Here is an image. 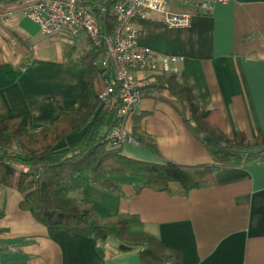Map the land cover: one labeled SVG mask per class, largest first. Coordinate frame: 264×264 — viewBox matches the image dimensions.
<instances>
[{"label": "crops", "instance_id": "1", "mask_svg": "<svg viewBox=\"0 0 264 264\" xmlns=\"http://www.w3.org/2000/svg\"><path fill=\"white\" fill-rule=\"evenodd\" d=\"M167 9L189 14V25L169 28L158 12H149L133 19L138 45L157 59L180 58L170 72L195 89L199 103L208 104L211 126L228 137L243 133L248 140L264 132V0L219 2L209 14H197L177 0H169ZM41 34L17 4L0 2V120L28 113L32 131L57 116L53 95L66 112L79 107L84 67L72 59L88 48L85 37L69 43L62 35H47L40 45ZM48 40L57 44L49 47ZM135 76L155 79V73L136 71ZM125 126L148 143L120 145L129 158L182 165L213 162L206 145L163 100L143 97ZM82 132L68 134L55 149L66 148ZM91 175L86 169L82 189L69 196L88 202L94 216L137 218L127 232L156 237L179 253L178 264H264V161L220 168L212 186L187 194L176 192L177 184L174 193L136 192L132 177L122 180L120 194L108 193L90 181ZM21 199L16 181L12 187L0 185V264H147L139 247L118 250L117 240L110 238L99 251L93 237L39 223L19 208Z\"/></svg>", "mask_w": 264, "mask_h": 264}, {"label": "trees", "instance_id": "2", "mask_svg": "<svg viewBox=\"0 0 264 264\" xmlns=\"http://www.w3.org/2000/svg\"><path fill=\"white\" fill-rule=\"evenodd\" d=\"M117 0H109V5ZM105 22L107 29L113 24L112 16ZM100 50L89 42L87 49L72 59L73 64L84 67L81 76L79 107L72 112L63 110L58 95L52 102L57 116L43 128L30 130L31 117L20 113L0 120V185L16 187L22 194L19 208L31 213L46 226H64L93 237L102 251L108 239L117 240L118 250L140 248L142 261L147 264L179 262V253L165 247L156 237L128 233L126 227L137 218L128 215L98 217L85 200L69 196L82 189V174L92 170L90 181L103 191L120 194L122 180L135 179V191L144 188L154 191L187 194L190 190L213 185V173L226 167L264 161V132L248 140L243 133L228 137L207 121L210 108L199 103L192 86L183 83L173 72H156L153 82L144 85L145 96L168 103L179 114L189 131L203 142L213 162L182 165L169 161L159 163L129 158L121 153L120 145L106 139L107 129L116 121L114 111H103L97 98L103 69L96 61ZM136 130V128L134 129ZM83 131L80 137L62 150L55 145L68 134ZM135 134V133H134ZM211 135L220 147L218 152L203 139ZM143 145V137L131 135ZM3 212L0 210V217Z\"/></svg>", "mask_w": 264, "mask_h": 264}, {"label": "built area", "instance_id": "3", "mask_svg": "<svg viewBox=\"0 0 264 264\" xmlns=\"http://www.w3.org/2000/svg\"><path fill=\"white\" fill-rule=\"evenodd\" d=\"M12 1L37 24L45 35H62L69 43L85 37L102 56L96 64L103 69L102 85L97 98L103 111H114L117 118L106 131V139L115 145L134 143L125 123L131 119L137 103L145 97L147 81L137 78L136 71L154 74L170 72L176 56L156 58L152 51L137 43L135 18L158 12L160 22L169 28L189 25L190 15L168 11L169 0H0ZM190 5L197 14H209L214 5L227 0H177ZM112 16L113 24L105 22Z\"/></svg>", "mask_w": 264, "mask_h": 264}, {"label": "rangeland", "instance_id": "4", "mask_svg": "<svg viewBox=\"0 0 264 264\" xmlns=\"http://www.w3.org/2000/svg\"><path fill=\"white\" fill-rule=\"evenodd\" d=\"M43 38H45L46 40L48 39L47 35L41 34L39 37H37V41L38 42L37 41L36 42L41 45V43H42L41 40H43ZM45 44L49 45V47H53L57 43H56V41L48 40V41L45 42ZM84 44L86 45V47H88L89 46V41L88 40L84 41ZM62 45H64V44L62 43ZM66 47L68 49V45Z\"/></svg>", "mask_w": 264, "mask_h": 264}, {"label": "water", "instance_id": "5", "mask_svg": "<svg viewBox=\"0 0 264 264\" xmlns=\"http://www.w3.org/2000/svg\"><path fill=\"white\" fill-rule=\"evenodd\" d=\"M203 139L211 143V148L213 151L218 152L220 150L219 145L217 144L216 140L211 135H204Z\"/></svg>", "mask_w": 264, "mask_h": 264}]
</instances>
